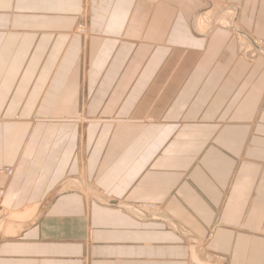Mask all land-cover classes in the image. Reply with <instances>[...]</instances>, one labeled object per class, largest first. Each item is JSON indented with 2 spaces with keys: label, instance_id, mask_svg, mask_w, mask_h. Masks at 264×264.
<instances>
[{
  "label": "crops",
  "instance_id": "1",
  "mask_svg": "<svg viewBox=\"0 0 264 264\" xmlns=\"http://www.w3.org/2000/svg\"><path fill=\"white\" fill-rule=\"evenodd\" d=\"M210 1L264 40V0ZM204 2L0 0L1 207L34 213L0 264H264V51Z\"/></svg>",
  "mask_w": 264,
  "mask_h": 264
},
{
  "label": "rangeland",
  "instance_id": "2",
  "mask_svg": "<svg viewBox=\"0 0 264 264\" xmlns=\"http://www.w3.org/2000/svg\"><path fill=\"white\" fill-rule=\"evenodd\" d=\"M209 2H210V8H213V10H212V12H211V14L212 13H214V7L215 6H217V4H218V2H214V1H210L209 0ZM214 2V3H213ZM212 3V4H211ZM217 3V4H216ZM214 4V5H213ZM221 4V5H220ZM224 4H227V5H225V7H224ZM229 4V5H228ZM231 4H233V5H231ZM221 6V7H220ZM231 6H233L232 8H229V7H231ZM235 6H236V8H235ZM207 8V7H206ZM209 8V9H210ZM218 8H220L219 10H220V13L217 11L216 13H214V15H212V18H211V21H209V20H206V21H202V23H203V26L205 25V27H203L204 29H206L207 27H209V29L205 32V33H207V32H213V31H216V29H230V30H232L233 31V33H234V36H235V39H236V43H237V45H238V48H239V53H238V59H240V60H244V61H248V62H253L254 61V57H256V55L258 54L255 50L253 51V55H252V51H250L249 50V54H248V50H245V47L243 46V47H241L240 45H241V40L242 39H240L239 38V35L237 34V31L239 30V31H241L240 29H239V27H237V24H236V17H237V14H238V11H239V6L237 5V4H235V3H230V2H219V6H218ZM221 9H224L223 11L221 10ZM204 10V9H203ZM234 10V11H233ZM205 11V10H204ZM203 11V12H204ZM229 11V12H228ZM230 11H232V14L230 13ZM228 12V13H227ZM219 13V14H218ZM210 14V15H211ZM226 14V15H225ZM215 15H218L217 17L215 16ZM221 15H224V16H221ZM229 15V16H228ZM227 18H226V17ZM210 16H208L207 18H209ZM220 17V18H219ZM218 19V20H217ZM227 19V20H226ZM217 20V21H216ZM209 21V22H208ZM220 21H222L221 23H220ZM205 22H206V24H205ZM218 22H219V24H218ZM226 22V23H225ZM201 23V24H202ZM210 23V24H209ZM225 25H224V24ZM214 24V25H213ZM221 24V25H220ZM86 25V24H85ZM85 25L83 24V23H80L78 26H80L81 28H82V30H83V32L82 33H79V35H81L82 37H83V35H87L88 34V32L86 31V28H85ZM218 25H220V26H218ZM224 25V26H223ZM227 25H229V26H227ZM87 26V25H86ZM226 27V28H225ZM234 29H236V30H234ZM87 30H88V26H87ZM76 31V30H75ZM195 32V31H194ZM204 33V34H205ZM250 36H252L251 34L249 35L248 34V37H250ZM84 38H85V36H84ZM238 39V40H237ZM240 39V40H239ZM250 39H252V37H250ZM258 40V41H257ZM240 41V42H239ZM253 41H256V42H258V43H264V40L263 39H253ZM260 43V44H261ZM261 48V47H260ZM251 49L253 50V48L251 47ZM242 50V51H241ZM259 50V49H258ZM263 51H264V49H263ZM244 52H246L247 54L244 56L243 55V53ZM256 52V53H255ZM6 168H9V167H4V168H1L0 169V173L1 172H4V170L6 169ZM10 169H12V168H10ZM12 171H13V169H12ZM13 175V173L11 174V175H8V176H12ZM7 177V176H6ZM3 192H2V191ZM5 194V192H4V189L3 188H0V207H1V202H2V199H3V197H4V194ZM146 205H154L155 207H147V206H144V207H142V203H122L121 204V206H122V210H124V211H127V212H129L130 214H133L136 218H138V217H144V216H146V218H154L155 217V219H157V218H159V216L161 217V215L163 214V210H162V208H161V205H158V204H155V203H146ZM2 208V207H1ZM146 208V209H145ZM159 209L158 211L156 210V209ZM142 209H145V211L144 210H142ZM1 212V211H0ZM135 212V213H134ZM148 213V214H147ZM10 215V216H9ZM33 215H34V213L33 212H30V211H23L22 213H18V214H10V213H8L7 211H5L4 209H2V213L0 214V218L1 217H10L11 219H13V222L14 221H18V220H20V219H22V218H24L25 220H30L31 218H33ZM156 215H159V216H156ZM9 218V219H10ZM139 219V218H138ZM199 246V245H198ZM201 246V245H200Z\"/></svg>",
  "mask_w": 264,
  "mask_h": 264
},
{
  "label": "bare ground",
  "instance_id": "3",
  "mask_svg": "<svg viewBox=\"0 0 264 264\" xmlns=\"http://www.w3.org/2000/svg\"><path fill=\"white\" fill-rule=\"evenodd\" d=\"M203 1V0H202ZM214 3V2H213ZM210 2H209V0H205V2L203 3V8H204V12L202 11L200 14H197V15H195L194 17H193V19H192V22L190 23V26H191V28H192V30L193 31H195L196 33H198V34H200V35H203L208 29H209V27H207L206 29H204L203 27H205V25L203 26V23H202V21H206V20H209V21H211V18H212V15H214V13H216L220 8H218V6H219V2H218V4H217V6H215L214 7V13H212L211 14V12H212V10H213V8H210ZM212 4V3H211ZM214 5V4H213ZM221 5V4H220ZM225 5H227V4H224V7H225ZM229 5V4H228ZM231 5H233V4H231ZM207 7V8H206ZM221 7V6H220ZM233 6H231V7H229V8H232ZM210 8V9H209ZM234 8V7H233ZM235 8H236V6H235ZM222 11L224 10V9H221ZM234 11V10H233ZM219 13H220V10L218 11ZM229 12V11H228ZM227 12V13H228ZM218 13V14H219ZM230 13L232 14V11H230ZM211 14V15H210ZM226 15V14H225ZM208 16H210L209 18H207ZM216 17L218 16V15H215ZM221 16H224V15H221ZM229 16V15H228ZM226 17V16H225ZM220 18V17H219ZM227 18V17H226ZM218 20V19H217ZM216 20V21H217ZM227 20V19H226ZM208 21V22H209ZM222 21H220V23H221ZM202 23V24H201ZM226 23V22H225ZM205 24H206V22H205ZM210 24V23H209ZM218 24H219V22H218ZM224 24V23H223ZM214 25V24H213ZM221 25V24H220ZM220 25H218V26H220ZM225 25V24H224ZM223 25V26H224ZM227 26H229V25H227ZM226 28V27H225ZM244 33V32H243ZM238 34H240V32L238 33ZM241 36H242V34H241ZM240 35H239V37H240V39H242L241 41V44H245L246 46V49L248 50V54L250 53L249 52V50L250 51H252L251 53H252V55L254 54L253 53V51L255 50L256 52L258 51V49L259 50H263V48H264V43L262 44L261 42V44L260 43H258V42H256V41H253V39H250L249 37H241ZM250 37H252V36H250ZM239 39V40H240ZM238 40V39H237ZM258 41V40H257ZM240 42V41H239ZM251 47L253 48V50L251 49ZM261 47V48H260ZM255 52V53H256ZM4 173L8 176V174L4 171ZM2 191V190H1ZM3 192V191H2ZM4 194V193H3ZM1 195V194H0ZM2 209L3 208H1L0 207V214L2 213ZM10 216V215H9Z\"/></svg>",
  "mask_w": 264,
  "mask_h": 264
},
{
  "label": "built area",
  "instance_id": "4",
  "mask_svg": "<svg viewBox=\"0 0 264 264\" xmlns=\"http://www.w3.org/2000/svg\"><path fill=\"white\" fill-rule=\"evenodd\" d=\"M4 171H5L8 175H11V174L13 173L12 169H10V168H6ZM144 206H147V207H155L154 205H146V204H142V207H144Z\"/></svg>",
  "mask_w": 264,
  "mask_h": 264
}]
</instances>
